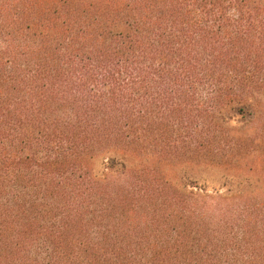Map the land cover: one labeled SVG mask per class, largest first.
<instances>
[{"label": "trees", "instance_id": "trees-1", "mask_svg": "<svg viewBox=\"0 0 264 264\" xmlns=\"http://www.w3.org/2000/svg\"><path fill=\"white\" fill-rule=\"evenodd\" d=\"M0 264H264V0H0Z\"/></svg>", "mask_w": 264, "mask_h": 264}, {"label": "rangeland", "instance_id": "rangeland-1", "mask_svg": "<svg viewBox=\"0 0 264 264\" xmlns=\"http://www.w3.org/2000/svg\"><path fill=\"white\" fill-rule=\"evenodd\" d=\"M211 176H215L218 184H220V180L219 179L221 178V176H223V173L220 172V171H216V172L211 173Z\"/></svg>", "mask_w": 264, "mask_h": 264}]
</instances>
